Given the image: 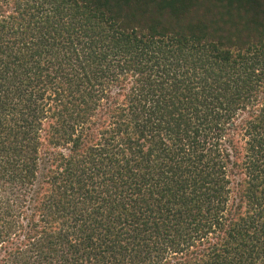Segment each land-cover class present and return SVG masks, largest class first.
<instances>
[{"label":"trees","instance_id":"16d2710c","mask_svg":"<svg viewBox=\"0 0 264 264\" xmlns=\"http://www.w3.org/2000/svg\"><path fill=\"white\" fill-rule=\"evenodd\" d=\"M0 264H264V0H0Z\"/></svg>","mask_w":264,"mask_h":264}]
</instances>
